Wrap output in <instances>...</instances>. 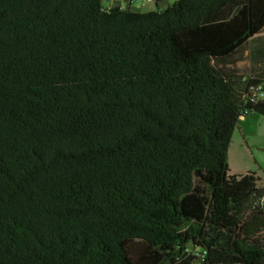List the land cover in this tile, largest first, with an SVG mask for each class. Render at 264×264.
Returning <instances> with one entry per match:
<instances>
[{
	"label": "trees",
	"instance_id": "obj_1",
	"mask_svg": "<svg viewBox=\"0 0 264 264\" xmlns=\"http://www.w3.org/2000/svg\"><path fill=\"white\" fill-rule=\"evenodd\" d=\"M0 0V264H264V187L228 174L264 77V0ZM257 86V87H256Z\"/></svg>",
	"mask_w": 264,
	"mask_h": 264
},
{
	"label": "crops",
	"instance_id": "obj_2",
	"mask_svg": "<svg viewBox=\"0 0 264 264\" xmlns=\"http://www.w3.org/2000/svg\"><path fill=\"white\" fill-rule=\"evenodd\" d=\"M246 51L245 48L242 55H248ZM232 143L235 145L233 162L230 163L229 158L227 161L230 174L254 173L260 179V187H264V117L250 114L240 119L233 132Z\"/></svg>",
	"mask_w": 264,
	"mask_h": 264
},
{
	"label": "rangeland",
	"instance_id": "obj_3",
	"mask_svg": "<svg viewBox=\"0 0 264 264\" xmlns=\"http://www.w3.org/2000/svg\"><path fill=\"white\" fill-rule=\"evenodd\" d=\"M132 1V2H131ZM174 0H164L159 7L161 9H165L166 7L170 6ZM103 7H111L115 5H122L124 8H129L134 12H148L156 9L154 0H103L102 1ZM261 44H264V32L261 33L259 36ZM256 48V44L249 42L246 49L249 52L248 55L245 56V53L239 57L233 64L228 65L225 67V71L232 74L236 78L241 79H249L257 76L264 77V60L254 62L250 57V51ZM246 51V52H247ZM235 145L230 142L229 145V153L227 156V161L229 158V162H233ZM228 174L232 176L228 169Z\"/></svg>",
	"mask_w": 264,
	"mask_h": 264
},
{
	"label": "built area",
	"instance_id": "obj_4",
	"mask_svg": "<svg viewBox=\"0 0 264 264\" xmlns=\"http://www.w3.org/2000/svg\"><path fill=\"white\" fill-rule=\"evenodd\" d=\"M252 93H253L252 94V97L253 98H255V97L256 98H262V97H264V94H262L260 92V90H254V89H252ZM242 118L243 117H241L240 119H242ZM186 254H187V256H190V257L193 258V261L191 262V264H204V262H205L206 253L202 249L187 248L186 249Z\"/></svg>",
	"mask_w": 264,
	"mask_h": 264
},
{
	"label": "bare ground",
	"instance_id": "obj_5",
	"mask_svg": "<svg viewBox=\"0 0 264 264\" xmlns=\"http://www.w3.org/2000/svg\"><path fill=\"white\" fill-rule=\"evenodd\" d=\"M257 87V86H256ZM261 87V86H260ZM259 86L257 88H255L254 90H262Z\"/></svg>",
	"mask_w": 264,
	"mask_h": 264
}]
</instances>
